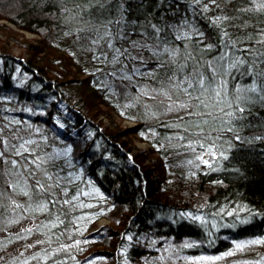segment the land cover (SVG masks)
Wrapping results in <instances>:
<instances>
[{
	"label": "trees",
	"instance_id": "obj_1",
	"mask_svg": "<svg viewBox=\"0 0 264 264\" xmlns=\"http://www.w3.org/2000/svg\"><path fill=\"white\" fill-rule=\"evenodd\" d=\"M0 19V264H264V0H0ZM225 52L223 103L197 107L180 77L207 84Z\"/></svg>",
	"mask_w": 264,
	"mask_h": 264
},
{
	"label": "snow or ice",
	"instance_id": "obj_2",
	"mask_svg": "<svg viewBox=\"0 0 264 264\" xmlns=\"http://www.w3.org/2000/svg\"><path fill=\"white\" fill-rule=\"evenodd\" d=\"M93 43H96V41H93ZM165 52H170L173 58L175 57V51L170 50L168 48L164 49ZM240 63H242L239 58H234L232 62L228 61L227 53L225 52L220 57L217 58V66L215 68L212 67L211 62L208 64V68L211 72V78L208 80V83L205 84V77L204 73L199 70V68L194 67L188 75H184L180 77L181 84L180 87L183 88L186 94L189 96H192L193 93H199V95H196L194 98L198 101L197 107H204L207 108L209 105L205 102L203 99L205 93H210L211 99L213 100L214 105L223 103L222 100H219L217 98L220 97L221 92L220 89H223L224 83L220 79L221 76L228 75V68L229 67H237ZM185 65L181 64L179 66L180 71H183ZM177 80V76L175 73L171 77H169V83L173 84V86H176L174 82ZM191 89V91H189ZM247 91H256V86L252 85L250 88L247 89ZM237 100H239V97H237ZM181 107H187V105H181ZM238 111H242L243 109H237ZM207 115H211V113H207ZM203 146V145H201ZM213 150L211 147L208 149V154H212ZM2 155V153H0ZM198 159L203 160L202 156L197 157ZM13 163H15L13 161ZM204 163H207L205 160ZM38 183V182H37ZM42 187V186H41ZM27 195V193H25ZM67 202V201H66ZM19 207V206H18ZM41 208L44 207L43 204L40 205ZM195 219H200V217H195ZM248 243L251 244H258V243H264V240H251ZM237 248H242V244H237ZM230 254V253H229ZM221 257H202L201 259L205 260H216L220 259Z\"/></svg>",
	"mask_w": 264,
	"mask_h": 264
},
{
	"label": "rangeland",
	"instance_id": "obj_3",
	"mask_svg": "<svg viewBox=\"0 0 264 264\" xmlns=\"http://www.w3.org/2000/svg\"><path fill=\"white\" fill-rule=\"evenodd\" d=\"M0 23H5V24H8L10 27H12V28H14V29H17V27L14 25V24H12L11 22H9V21H5L4 19H0ZM25 34V37L26 38H28V39H34L35 37H36V35L35 34H33V33H30V32H27V31H25L24 32ZM1 35V37L3 38V39H5V36L4 35H2V34H0ZM10 46H11V50L15 53V54H17V55H20L21 54V52H23V49L22 48H20L17 44H15L13 41H11L10 42ZM115 116V120L118 122V124H119V126L120 127H122L123 129H128V128H130V127H133L135 124H136V122H134V121H131V120H128V119H121L120 117H118V116H116V115H114ZM103 117V116H102ZM102 120H103V124L104 125H106V124H108L109 125V119L107 120V118H101ZM127 139L129 140V141H131V143H132V147H133V152L135 153V152H138V150H142V149H148L149 148V142H147V141H144L142 138H141V136L140 135H129L128 137H127ZM201 156L203 157V161H205L206 159H209V154L208 153H205V154H201ZM105 222H108V220H106V219H101L100 220V222H99V224H103V223H105ZM263 259V261H264V257L262 258Z\"/></svg>",
	"mask_w": 264,
	"mask_h": 264
},
{
	"label": "bare ground",
	"instance_id": "obj_4",
	"mask_svg": "<svg viewBox=\"0 0 264 264\" xmlns=\"http://www.w3.org/2000/svg\"><path fill=\"white\" fill-rule=\"evenodd\" d=\"M15 55H17V54H15Z\"/></svg>",
	"mask_w": 264,
	"mask_h": 264
}]
</instances>
